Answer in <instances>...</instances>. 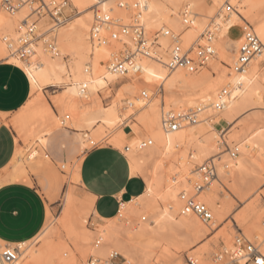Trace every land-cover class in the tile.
I'll list each match as a JSON object with an SVG mask.
<instances>
[{"label": "bare ground", "instance_id": "bare-ground-1", "mask_svg": "<svg viewBox=\"0 0 264 264\" xmlns=\"http://www.w3.org/2000/svg\"><path fill=\"white\" fill-rule=\"evenodd\" d=\"M183 1L186 0H67L62 11L69 14L76 10V13L66 20L59 16L54 24L47 23L46 15L32 14L34 5L23 6L14 12L0 10V60L6 58L22 66L30 77L32 89L41 90L66 82L77 92L90 93L122 81L126 88L127 95L117 94L109 104H99L93 109L90 119L85 121L83 137L85 146L106 140L124 150L133 173L145 177L147 191L131 202H124L118 215L106 219L111 220L110 223H97L94 229L87 227L93 197L85 196V204L79 198L81 203L78 204L73 189L67 193L62 226L84 256L107 258L112 251H117L128 262L148 264L159 246H164L169 255L173 248L179 251L182 240L179 236H183L178 235L179 230H185V235L194 239L208 230L196 214L185 209L181 197L182 193L191 192L194 182L200 183L206 176L205 165L213 168L214 176L210 185L201 184L204 187L198 199L212 209V223L221 222L228 213L227 208L217 206L218 187L229 186L232 191H237L252 172L264 171V0H225L219 14L212 17L206 27L207 17L194 12L196 0H187L181 11L179 4ZM221 1L215 0L216 3ZM55 2L59 4L64 0ZM127 2V6H121ZM97 15L110 20L100 24V35L106 38L104 42L93 36ZM182 19L189 24L180 36L182 45L189 48H194L196 42L200 45L205 40L202 35L208 30L206 45L212 46V58L216 60L223 56L226 60L215 80L204 83L206 74L193 75L184 67L170 71L174 48V39L170 35L183 29ZM34 20L38 21L36 25ZM117 21L128 26H141L144 43L140 49L136 48L132 34L119 31ZM243 24L251 25L263 50L243 72L234 73L232 67L244 38ZM162 25L167 28L158 35V40L149 39L150 31ZM229 39L237 46L236 52L231 50ZM126 47L136 52L135 60L141 67L137 74L130 71L122 74L108 66ZM227 85L232 88L231 98L223 110L216 111L212 104ZM34 99L18 111L16 117L21 122L38 124L41 134L36 139L42 144L46 135L60 124L54 120L51 105L46 102L37 105L38 100ZM189 107L201 109L196 124L182 122L175 131L165 129V112L180 113ZM222 120L230 124L229 132L234 131L227 140L216 128ZM68 122L76 123L67 116L61 121L63 125ZM127 123L132 128L130 137L123 131ZM31 130L29 128L28 132ZM145 140L152 143L143 146ZM225 145L226 150L223 149ZM38 156L39 150L32 149L27 159L30 161ZM24 157L25 151L18 149L12 160V180L28 176ZM74 179L80 180L77 169ZM141 213L144 215L139 218ZM129 216L139 221L132 225L127 222L131 220ZM235 219L244 226L247 239L252 236L258 241L264 255V209H259V198L251 201ZM50 223L34 239L12 244L20 246L22 251L13 264L43 263L44 253L35 243L51 235ZM98 235L103 236L104 241L95 246ZM144 237L147 238L145 241ZM230 240L227 236V244ZM2 249L3 244H0V252ZM209 250L204 247L197 251L201 264H228L218 262L221 256L215 262L206 261ZM231 260L246 263L244 257Z\"/></svg>", "mask_w": 264, "mask_h": 264}, {"label": "rangeland", "instance_id": "rangeland-1", "mask_svg": "<svg viewBox=\"0 0 264 264\" xmlns=\"http://www.w3.org/2000/svg\"><path fill=\"white\" fill-rule=\"evenodd\" d=\"M224 1L225 0H222L220 3H216L215 0H196L194 12L199 13L200 17H207V20H205V27L207 26V24L210 23L212 17H215L219 14L218 11L221 5L224 3ZM186 4H187V0L179 4V8L181 11L185 9ZM0 10L5 11L1 7V2H0ZM75 13H76V10H74L72 13H69V14L63 11L61 17L63 18V20H66V19H69L71 16H73ZM46 17H47V23L49 24L55 23L53 18H51V16L47 14ZM37 23L38 21H36V24ZM182 23H183V29L177 30V31L175 30L173 34L170 36L172 37H175L178 35L182 36V34L187 30V27L189 26V24L186 25L184 23L183 19H182ZM245 26L246 25L243 24V27ZM166 28L167 27L165 25H162L159 28H155L151 30L149 39L155 38L158 40L159 38L158 35L163 34L164 29ZM207 31H205L204 34L202 35L205 40H203L200 45H204L207 43L206 37H205V34ZM213 36L215 35L213 34ZM229 40L231 44V50L233 52H236L237 46L234 45V43L232 42V39H229ZM196 43H195L194 48H189L182 44L181 45L183 47V50L191 49L193 51L191 53V56L196 58L198 47H199V45ZM123 50L124 48L120 50V53ZM120 53L118 54V56L120 55ZM2 59H5V58H2ZM225 63H226V60L224 59L223 56L218 57L216 60L211 58V60L206 65L199 68L198 72H193L192 74L199 75V74L204 73L207 76L204 83L211 82L218 77L219 68L223 67L222 65ZM171 70L173 69H170V71ZM122 85H123V81L113 84L110 87L105 88L99 92H90V93H86V92L84 93L83 91L77 92L74 88L71 87L70 83H66V82L58 86H47V87L42 88L41 90L33 89L32 95L30 98L32 100L29 99V101L25 104L26 106L23 107L25 108L28 105H30L33 102V100H35L34 98H37L38 100L37 105H41L42 102H46L47 104L52 106L54 120H57L61 126L59 129L58 128L53 129L52 132H50L48 137L52 138L54 141L56 140L59 142L57 143L55 147V152L56 154L59 153L60 156L63 155L64 158L61 157L60 159H56L55 158L56 156L53 154V152L47 149L42 153V155L36 157L35 159H32L30 161L27 159L32 149L33 150L40 149V146L36 138H38V136L41 134L40 133L41 129L35 127V124L34 125L31 124L32 130L29 132L27 140L25 142L24 141L22 142L23 146L21 147V149L25 151L24 160L26 161L24 162H25V166L28 171V176H26L27 178L26 177H25L26 179L17 178L15 180H12V178L10 177V173L13 169V165H14L13 162H11L10 165L6 169L0 172V187L2 184L6 182L25 180L29 184L37 186L40 189H42L43 193L49 195L50 199L54 198V196H51L50 194H55V193L57 194L58 202L55 204L57 205V207L52 211L48 209V218H47V223H46V225H48V222H51L50 226H52L53 232L51 233L50 236L42 240H39V242L37 241L35 243V245L40 250H42L44 253V260L42 264H87V260L90 254H87L85 256L82 255L77 250L75 244L72 242L73 240L69 239V236L67 235V232H66V228L62 226V224L64 225L63 212L66 206L67 193L70 192L71 189H73L72 191L74 192L77 198L78 204H80L82 200L84 201L82 203L85 204L86 199L81 198L80 195L77 193L78 183L77 181H74L75 180L74 172L76 170V165L83 155H86V153L90 149L94 148L97 145H100L104 141L98 142L97 144L91 145V146L89 144L84 150H80L78 146V140H77V137L79 136V133H80V131L78 130L79 129L78 125L72 126L68 122L69 127H64L61 121L62 119L65 118V116L69 117L73 123H75L77 119L85 118V121L90 119L91 113L97 105L109 104L111 100L117 97L116 96L117 94L118 96L122 95L123 93H126L127 95V92L125 90L126 88ZM189 108L187 110H189ZM16 116H17V113L12 115L10 119V124L13 128H14V125L12 124V120ZM229 127H230V124L226 122L225 120H222L216 126L217 130L223 133L226 140L229 139L231 133L234 132V131L229 132ZM123 129L126 133L129 134V137H130L131 132H132L130 124L125 125ZM102 144H105V143H102ZM223 149L224 150L227 149L226 145L223 147ZM122 151L124 152V150ZM256 171L257 170L254 171L255 173L254 172L251 173V177L250 175L247 176L248 178L245 179L246 181L240 187H237L238 188L237 191H232L228 185H227L228 187H223V186L218 187L219 189H217V193H216L217 206L225 207L228 210L227 216L221 222L212 223L213 221L212 220L210 223H204L197 216L199 221L208 230L205 233H203L201 237L197 239H194L191 236H188L189 237L188 238L186 236L187 232L185 230L183 229L179 230L178 235H183V236H179L180 238L182 237V240L180 239L181 244H179L180 252L178 251V248H173L172 249L173 252H170L172 255L171 254L169 255V253H167V251L164 250V246H159V248L157 247L154 250V253H153L154 256L151 259L152 262L154 259V262H153L154 264H172V263L173 264H189V258H190L195 261V264H201V262L199 261L198 255H197V251L200 250V248L203 249L204 247H208V249H210L209 250L210 253L206 255V261L215 262L216 260H218L217 259L218 256H221L222 259L218 260V262L236 264L235 262H232L231 260L233 256L231 253L232 246H234L237 237L243 234L247 238L248 234L246 233L244 226L241 225L239 222H236L235 218L247 207V205L251 201H253L256 198H259V209L261 210L264 209V194L260 195V193L264 191V171L259 170L257 171V173ZM199 182L200 183L194 182V184H192L193 187L189 194H194L195 184H206L204 177H202ZM208 185L210 184H207V186ZM79 198H81V201ZM90 215H91V212L88 217L87 227L89 229H94L97 227L98 222H95V221L92 222L90 219ZM142 215H144V213H141L139 218H141ZM130 218L132 221L127 220V222L129 221L130 224L132 225L133 224L135 225L136 221L137 222L139 221L138 219H136V217L133 218V216H129L128 219ZM110 222L111 220H106V221H103L102 224L103 223L108 224ZM225 236H226V239H225ZM227 236H229L231 239L229 244H227ZM146 239H147L146 237L143 238L144 241ZM248 239L255 242L256 245H259V243H257L258 241L255 240V238H252V236L251 237L249 236ZM0 244H3L4 246L6 243L3 242ZM194 249H198V250L193 251ZM226 249L228 253H226ZM167 254L169 255L171 259L168 258ZM118 261L124 264H137L138 262V261H135L133 263H128L127 260L123 256H121ZM152 262L148 264H152Z\"/></svg>", "mask_w": 264, "mask_h": 264}, {"label": "crops", "instance_id": "crops-1", "mask_svg": "<svg viewBox=\"0 0 264 264\" xmlns=\"http://www.w3.org/2000/svg\"><path fill=\"white\" fill-rule=\"evenodd\" d=\"M32 91L30 77L22 66L6 58L0 60V172L10 165L17 150L23 146L22 142L27 140L28 129L34 124L38 128L37 123L21 122L17 120V117L12 120L16 131L10 124L11 116L25 106L31 98ZM76 123L71 125H78L80 131L77 137L78 146L80 150H84L87 147L83 137L85 118L77 119ZM60 127L57 126L55 129ZM64 127L69 126L64 124ZM49 134L46 135L44 143L38 142L39 153L42 155L48 149L53 152L56 159H60L63 155L60 156L55 152L59 142L48 137ZM102 143L90 149L76 165L80 178L77 182V193L84 199L85 196L93 197L90 219L98 223L115 217L119 214L124 202H131L147 191V181L140 173H134L133 177L125 183L124 194L119 198L114 192L99 190V168L109 161L120 163L121 168L127 166L131 169L130 161L121 149L106 140ZM50 195L54 198L50 199L42 189L25 180L2 184L0 187V240L4 243L18 244L38 236L47 223L48 209L52 211L57 207L55 205L58 202L57 194ZM118 264L124 263L118 261Z\"/></svg>", "mask_w": 264, "mask_h": 264}, {"label": "built area", "instance_id": "built-area-1", "mask_svg": "<svg viewBox=\"0 0 264 264\" xmlns=\"http://www.w3.org/2000/svg\"><path fill=\"white\" fill-rule=\"evenodd\" d=\"M103 1V0H99ZM67 0H64L63 3L57 4L55 0H1V7L7 12H14L19 8L26 5H34L32 14L37 16L49 15L53 18L54 22H58V17L62 15V9L65 7ZM127 3L121 4V6H127ZM37 20H34V25ZM109 22L108 17L96 16V22L93 25V36L97 38L99 42H104L105 37L100 35V24L103 22ZM118 26V29L123 34L132 33L133 39L136 43V48L140 47L144 43V30L141 26H128L120 22H115ZM185 24H188V21L185 20ZM33 26V25H32ZM174 39V48L172 51V69L177 67H184L192 72L198 71L200 67H203L208 63V61L213 56V49L211 45H199L197 51V57L194 58L191 56L192 50H183L180 41V35L173 37ZM25 42L24 44H26ZM50 49H54L53 46L49 45ZM263 50V44L258 38L250 24H247L244 27V38L241 42L237 57L233 65V72L240 73L243 72L249 62ZM136 52L133 51L130 47L124 48V50L118 56V59L110 61L108 66L112 71H116L122 74L127 72L139 73L141 67L138 62L135 60ZM232 95L231 86L227 85L222 88L217 96V99L213 102L212 108L216 111L223 110ZM201 112L200 108H190L189 110L176 113L172 110L164 113L163 116V125L168 131H175L180 128L182 122L188 124H196L199 120V114ZM152 142L150 140H145L143 146L150 145ZM207 168L205 172L206 176L204 177L206 184H209V181L214 176V170L210 166H204ZM201 184L194 186V194H184L182 193L181 197L185 204V209L196 214L200 220L204 223H210L213 220V213L211 209L204 202L198 199V195L203 190ZM120 211V210H119ZM104 237L98 235L94 241L95 246H99L103 243ZM228 253V251H226ZM232 258L244 257L246 258L245 264H261L264 262V255L260 251L258 245L255 242L248 240L243 234L236 238L234 244V250H232ZM22 254L21 248L18 245H12L6 243L3 246L2 251L0 252V262L3 264H13L15 263ZM122 255L117 251H112L107 258H100L99 256L90 255L87 264H118V260ZM189 264H195V261L189 258ZM238 264V263H236Z\"/></svg>", "mask_w": 264, "mask_h": 264}, {"label": "snow or ice", "instance_id": "snow-or-ice-1", "mask_svg": "<svg viewBox=\"0 0 264 264\" xmlns=\"http://www.w3.org/2000/svg\"><path fill=\"white\" fill-rule=\"evenodd\" d=\"M99 190L114 192L117 198L124 194V185L134 175L133 171L127 166L121 168L120 163L109 161L99 168ZM264 264V262H261Z\"/></svg>", "mask_w": 264, "mask_h": 264}]
</instances>
